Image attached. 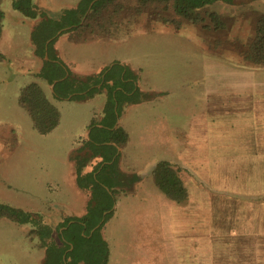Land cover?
<instances>
[{
    "label": "rangeland",
    "instance_id": "374dc122",
    "mask_svg": "<svg viewBox=\"0 0 264 264\" xmlns=\"http://www.w3.org/2000/svg\"><path fill=\"white\" fill-rule=\"evenodd\" d=\"M12 1L0 0V203L16 208L20 220L0 217V264H40L58 242L55 226L85 213L88 191L78 186L70 154L108 118L111 75H119L117 88L134 92L118 91L113 104L116 125L128 135L113 158L135 180L114 194L111 213L94 227L102 222L106 264H264V139L249 134L264 127V66H244L239 54L264 0H214L198 9L203 22L180 19V27L127 12L138 0H115L91 28L58 30L49 54L75 76L74 90L110 71L101 90L82 98L55 94L37 75L43 59L32 41L43 18L69 20L79 0H33L37 13L30 15ZM211 11L223 28L203 27ZM165 15L179 18L171 8ZM33 81L59 112L45 134L18 102ZM160 160L181 165L185 200L169 199L155 184Z\"/></svg>",
    "mask_w": 264,
    "mask_h": 264
},
{
    "label": "trees",
    "instance_id": "16d2710c",
    "mask_svg": "<svg viewBox=\"0 0 264 264\" xmlns=\"http://www.w3.org/2000/svg\"><path fill=\"white\" fill-rule=\"evenodd\" d=\"M139 7L128 9L127 12L143 11L150 12V18L155 17L164 25L180 27V19L190 23H200L204 18L199 15L200 9L206 3L214 0H138ZM234 2L236 0H224ZM115 0H79L76 7L69 10L74 16L71 19L55 22L49 18H43L32 30V41L35 52L43 59L42 69L37 73L44 78L55 94L60 96H70V98H82L92 95L101 90L104 80L109 73L102 77L100 73L97 79L88 80L85 78L83 89L77 92L73 89L75 76L67 70L65 64L49 54V45L56 32L60 34L73 28L88 27L90 22L102 13L103 9L113 5ZM149 5V6H148ZM13 8L19 10L24 15H30L31 11L36 12L33 0H13ZM148 6V7H147ZM159 7L153 10L152 7ZM146 7V8H145ZM136 8V9H135ZM172 11L179 18L167 17L165 13ZM37 13V12H36ZM35 15V14H34ZM210 23L202 24L205 28L220 29L224 27V22L215 11L208 12ZM4 18V11L0 8V34L1 22ZM82 21V22H81ZM90 25V27H89ZM239 54L245 63L252 66L264 65V14L260 15L255 24L254 36L250 40L247 49H241ZM0 58L3 55L0 53ZM113 77V75H111ZM110 76V86L106 91L105 108L109 110L107 119L101 122L102 126H95L94 134L89 136V141L73 150L70 154L74 162V171L78 186L87 189L88 200L85 206V213L81 216H67L57 226L56 243H50L45 249V256L40 264H106L107 243L101 235V224L96 228V224L112 211L114 194L119 190L131 189V183L135 180L120 172L115 163V145H121L127 140V133L118 125L114 126L116 115L113 111V104L117 100L118 91L124 96H133L131 90L117 88L119 75ZM90 78V77H89ZM80 79V78H79ZM103 79V81L101 80ZM55 81V82H54ZM123 83L122 79H120ZM54 82V83H53ZM125 99V98H124ZM123 99V100H124ZM18 102L28 110L34 128L42 134L50 132L59 122V112L48 100L44 90L38 82H30L20 90ZM118 102V101H117ZM110 143H105V142ZM98 158L91 170L85 175H81L80 169L90 159ZM152 175L155 184L163 193L175 202L186 199V188L178 175L177 169L167 160L158 161L153 169ZM128 186V187H127ZM130 186V187H129ZM18 210L0 203V217L7 216L13 220L18 218ZM103 213H105L103 215ZM52 228V227H51ZM59 228H62L61 230ZM93 229V230H92ZM92 230V231H91ZM91 231V232H90Z\"/></svg>",
    "mask_w": 264,
    "mask_h": 264
},
{
    "label": "crops",
    "instance_id": "0c3cea01",
    "mask_svg": "<svg viewBox=\"0 0 264 264\" xmlns=\"http://www.w3.org/2000/svg\"><path fill=\"white\" fill-rule=\"evenodd\" d=\"M36 6H38V0H36ZM242 59V58H241ZM244 66H247V67H261V66H252V65H250V64H248V63H245L243 60H242V62H241ZM262 66H264V65H262ZM245 129V128H244ZM247 129V128H246ZM258 129V128H257ZM244 132H246V131H244ZM247 133V132H246ZM251 133H253V134H255V136L253 137V138H250V139H253V140H256L257 141V139H255L256 138V135L258 136V139H264V137H262L261 135H263L264 134V127H261V128H259V130H258V133H257V130H255V131H252V130H250L249 131V134H251ZM258 144V143H257ZM251 148V147H250ZM171 163V162H170ZM176 169H177V171H178V175L180 176V178H181V180H182V182H183V178H182V176L180 175V172H181V169H180V167H181V165H179V164H177V163H175V165L173 164V163H171ZM81 188V187H80ZM187 196H188V193H187ZM85 206H86V204H85ZM69 216V215H68ZM72 216H74V215H72Z\"/></svg>",
    "mask_w": 264,
    "mask_h": 264
},
{
    "label": "water",
    "instance_id": "95a60500",
    "mask_svg": "<svg viewBox=\"0 0 264 264\" xmlns=\"http://www.w3.org/2000/svg\"><path fill=\"white\" fill-rule=\"evenodd\" d=\"M58 32H60V30L58 31ZM55 82V81H54ZM53 82V83H54ZM52 85V84H51ZM119 122V120H118V118H117V120H116V122H115V124H114V126H116V124ZM62 228H60V230H61Z\"/></svg>",
    "mask_w": 264,
    "mask_h": 264
}]
</instances>
